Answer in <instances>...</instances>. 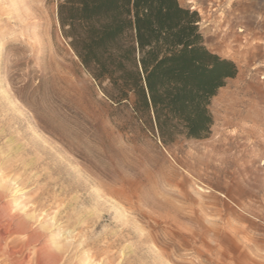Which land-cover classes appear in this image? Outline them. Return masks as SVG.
<instances>
[{"label":"rangeland","instance_id":"obj_1","mask_svg":"<svg viewBox=\"0 0 264 264\" xmlns=\"http://www.w3.org/2000/svg\"><path fill=\"white\" fill-rule=\"evenodd\" d=\"M26 1L42 17L0 0V206L25 229L5 238L13 260L264 264V0H178L237 75L210 103V136L167 147L102 95L55 0Z\"/></svg>","mask_w":264,"mask_h":264},{"label":"trees","instance_id":"obj_2","mask_svg":"<svg viewBox=\"0 0 264 264\" xmlns=\"http://www.w3.org/2000/svg\"><path fill=\"white\" fill-rule=\"evenodd\" d=\"M59 32L112 105L163 147L210 136V103L237 75L178 0H55Z\"/></svg>","mask_w":264,"mask_h":264},{"label":"bare ground","instance_id":"obj_3","mask_svg":"<svg viewBox=\"0 0 264 264\" xmlns=\"http://www.w3.org/2000/svg\"><path fill=\"white\" fill-rule=\"evenodd\" d=\"M18 4H16L14 6L15 8V11H14V15H12V17H20V19L24 22V16L27 20L29 21H33L35 18H40L42 17L43 15V12H42V8H40V6H35L33 4H31L29 1L27 2L26 0H18ZM35 3V2H34ZM188 4H193V1H188L187 2ZM193 9V8H192ZM35 25L33 26V28L35 29L36 26H38L39 23H36V22H33ZM32 24L30 22L28 23H25L24 24V29L27 30L30 28ZM40 25V24H39ZM7 99V98H6ZM9 128V127H8ZM20 146V145H19ZM1 147V146H0ZM9 147V146H8ZM19 153V152H17ZM12 154V153H11ZM17 155V154H15ZM14 156V155H13ZM10 158V157H9ZM10 160V159H9ZM4 161V159L2 160ZM6 161V160H5ZM8 163V162H7ZM11 163V162H10ZM3 164V163H2ZM13 164V163H12ZM1 165V164H0ZM16 165V164H15ZM12 166V165H11ZM6 167V166H5ZM4 167L1 169L3 170ZM6 171L5 169L3 170V172ZM2 173V172H0ZM3 177V176H2ZM0 181H3L0 179ZM9 182V181H8ZM16 183V182H15ZM14 183V184H15ZM10 184H12V182H10ZM10 186V185H9ZM9 186L6 188H9ZM14 186V185H13ZM12 187V185H11ZM2 189V188H1ZM15 189V187H12V191ZM17 189V188H16ZM19 189V188H18ZM4 190V189H3ZM20 190V189H19ZM11 191V190H10ZM16 191V190H14ZM18 191V190H17ZM16 191V192H17ZM5 192V190H4ZM1 193V191H0ZM6 193V192H5ZM12 193V192H11ZM15 194V193H14ZM5 195V194H4ZM13 195V194H12ZM2 196V195H1ZM14 201V200H13ZM15 202V201H14ZM15 204V203H14ZM8 206V205H7ZM7 206H3L2 207L0 206V255L2 256V258H6L8 259V261H10L9 263L10 264H23L22 260L19 261V260H13V259H16V258H19L20 256V251H13L11 247H9L8 244H5L4 242L6 241V236L7 235H11V234H22V232H24V221L23 220H20L18 218L15 219V216H12V215H9L8 212H7ZM12 209V208H11ZM12 211V210H11ZM16 215V214H15ZM30 215V214H29ZM33 216H31L32 218ZM29 218V217H28ZM18 219V220H17ZM52 220V219H51ZM51 222V221H49ZM28 224V223H27ZM49 224V223H48ZM46 225V224H45ZM27 226V225H25ZM42 226V225H41ZM40 226V227H41ZM51 226L52 223H51ZM28 227V226H27ZM26 228V227H25ZM45 228V227H43ZM29 229V228H28ZM47 230V228H45ZM27 230V229H26ZM32 230V229H31ZM45 231V230H44ZM69 232V231H67ZM26 235V234H25ZM42 236V235H41ZM66 236V235H65ZM6 238V239H5ZM34 238H35V232H31V234L27 235L26 236V241L28 243L30 242H33L34 241ZM66 240V239H65ZM57 241V240H56ZM7 243V242H6ZM9 243V242H8ZM4 244L3 248H2V245ZM23 244V242H22ZM12 245V244H11ZM18 245V243H17ZM64 245V243H63ZM19 246V245H18ZM21 247V246H20ZM57 247V245H56ZM63 247V246H62ZM22 248V247H21ZM24 248V247H23ZM60 248V247H59ZM64 249V248H63ZM61 249V250H63ZM21 250V249H20ZM26 250V249H25ZM39 250V249H38ZM41 250V249H40ZM35 253V252H34ZM23 255V254H22ZM40 258V257H39ZM5 259V260H6ZM38 260V259H37ZM7 261V260H6ZM7 261V262H8ZM24 261V260H23Z\"/></svg>","mask_w":264,"mask_h":264},{"label":"built area","instance_id":"obj_4","mask_svg":"<svg viewBox=\"0 0 264 264\" xmlns=\"http://www.w3.org/2000/svg\"><path fill=\"white\" fill-rule=\"evenodd\" d=\"M199 26H200V23H199ZM262 164H264V160H263Z\"/></svg>","mask_w":264,"mask_h":264},{"label":"crops","instance_id":"obj_5","mask_svg":"<svg viewBox=\"0 0 264 264\" xmlns=\"http://www.w3.org/2000/svg\"><path fill=\"white\" fill-rule=\"evenodd\" d=\"M242 1H245V0H242ZM234 9H236V8H234Z\"/></svg>","mask_w":264,"mask_h":264}]
</instances>
